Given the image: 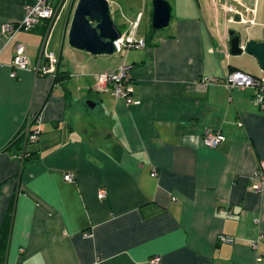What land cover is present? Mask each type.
I'll use <instances>...</instances> for the list:
<instances>
[{
  "label": "crops",
  "instance_id": "1",
  "mask_svg": "<svg viewBox=\"0 0 264 264\" xmlns=\"http://www.w3.org/2000/svg\"><path fill=\"white\" fill-rule=\"evenodd\" d=\"M35 1L0 0V264H150L154 256L156 264H264V186L253 189L264 110L252 88L200 83L264 74L254 55L230 52L231 31L243 44L264 40V0H169L168 26L145 48L111 57L65 43L78 0L50 28L41 22L8 40L2 26ZM108 1L123 31L149 34L152 0ZM44 40L59 59L58 81L32 68ZM18 42L30 67L12 77ZM123 63L139 103L98 89V75ZM28 114L40 133L23 166L3 147ZM207 130L224 136L217 147L203 143ZM221 234L235 242L219 243Z\"/></svg>",
  "mask_w": 264,
  "mask_h": 264
},
{
  "label": "built area",
  "instance_id": "2",
  "mask_svg": "<svg viewBox=\"0 0 264 264\" xmlns=\"http://www.w3.org/2000/svg\"><path fill=\"white\" fill-rule=\"evenodd\" d=\"M61 2L58 5H53L48 0H36L34 4L28 5L25 8V17L18 21L17 23H5L2 26V33L5 37L10 40L17 33L18 30L29 31L39 26L41 22L48 21L51 26L52 22L58 16V12L63 9L65 5L70 6L73 4L74 0H60ZM229 10L233 9L229 7ZM137 22H134L133 25H136ZM49 26V28H50ZM48 33V32H47ZM45 40L41 44V50L38 57V62L32 68L36 74H49L54 77L57 73V66L59 63V59L57 55L53 52H47L45 48ZM145 38L144 37H136L134 34L132 35L128 31H122V36L115 41V45L117 47L116 54H122L129 49L134 48H145ZM243 47V46H242ZM16 52L12 58V67L11 76L15 77L19 69H27L30 67V60L26 55V49L21 42L15 44ZM130 64L123 63L117 67L116 70L112 72H101L98 75V89L99 90H108L112 94L117 97H121L125 99L129 104L139 103L138 100L134 99L133 89H132V79L130 77ZM221 82L227 88H252V99L253 102L260 108L264 110V74L261 76L247 74L241 70L239 71H231L228 73V76L225 78H219L214 76H205L200 79V83L202 85ZM27 118V126L22 129L20 133L23 136L24 146L22 148L21 154L18 155V158L22 161L23 154L27 151L26 147L30 144H34L39 137L40 129L38 127L33 126L35 121L39 120L34 114H28ZM203 143L209 147H217L218 144L224 139L222 133L213 132L211 130H207L203 137ZM64 178L66 181H73L75 175L70 173H65ZM152 175H155V171L153 170ZM256 178H258L259 182L253 185L254 190H261L264 186V161H261L258 164V169L255 173ZM98 196L100 198H104V190H100ZM226 214H230L229 211L222 209L221 212ZM219 243H227L233 244L235 239L226 234H221L218 237ZM253 248H257V242L251 243ZM261 256L258 257L260 259ZM158 261V257L154 256L149 260L150 264H156Z\"/></svg>",
  "mask_w": 264,
  "mask_h": 264
},
{
  "label": "water",
  "instance_id": "3",
  "mask_svg": "<svg viewBox=\"0 0 264 264\" xmlns=\"http://www.w3.org/2000/svg\"><path fill=\"white\" fill-rule=\"evenodd\" d=\"M152 9L151 28L156 31L168 26L172 11L169 0H152ZM73 12L67 32L70 47L96 56L116 54L115 41L122 36V31L114 22L108 0H78ZM233 33H230L233 35L230 52L238 55L246 51L254 55L264 70V40L249 38L243 44L240 35Z\"/></svg>",
  "mask_w": 264,
  "mask_h": 264
},
{
  "label": "trees",
  "instance_id": "4",
  "mask_svg": "<svg viewBox=\"0 0 264 264\" xmlns=\"http://www.w3.org/2000/svg\"><path fill=\"white\" fill-rule=\"evenodd\" d=\"M46 23V29L49 28V23L48 21L45 22ZM155 30H153L152 28H150L149 30V34L146 35L145 40L146 39H150L151 36L155 33ZM60 77H62V73H60L57 70V73L54 75V80L58 81L60 79ZM21 133V132H20ZM20 133H18L12 140H10V143L8 145H6L5 147H3V149L5 150H11L13 154L15 155H19L21 154L22 148L24 146V142H23V136L20 135ZM22 155V154H21ZM34 158L33 153H31L30 151H25L23 154V158H22V165L25 166V164H27V162L31 159Z\"/></svg>",
  "mask_w": 264,
  "mask_h": 264
},
{
  "label": "rangeland",
  "instance_id": "5",
  "mask_svg": "<svg viewBox=\"0 0 264 264\" xmlns=\"http://www.w3.org/2000/svg\"><path fill=\"white\" fill-rule=\"evenodd\" d=\"M68 6L67 5H65L64 7H63V9H62V11H64L65 12V14H67V11H68ZM63 19V18H62ZM116 22L119 24V22H118V20L116 19ZM62 26H63V24H62V20L58 23V25L54 28V30H55V32L56 31H61V29H62ZM119 28H120V30H124L125 29V26H120V24H119ZM68 32V31H67ZM67 36V35H66ZM68 37V36H67ZM67 37H66V39H65V43L67 44ZM113 55H116V54H113ZM113 55H111V56H113ZM111 56H109V57H111Z\"/></svg>",
  "mask_w": 264,
  "mask_h": 264
}]
</instances>
